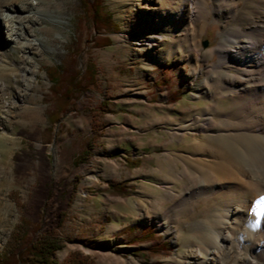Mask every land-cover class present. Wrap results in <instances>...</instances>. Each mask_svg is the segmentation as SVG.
<instances>
[{
  "label": "rangeland",
  "instance_id": "obj_1",
  "mask_svg": "<svg viewBox=\"0 0 264 264\" xmlns=\"http://www.w3.org/2000/svg\"><path fill=\"white\" fill-rule=\"evenodd\" d=\"M144 1L149 0H102L108 21L96 29L78 0H0V12L10 5L16 8V28L22 21V30L28 29L26 38L34 45L28 50L25 42L17 40L14 50H7L11 42L1 30L5 21L0 19V72L7 82L0 86V162L5 163L0 171L2 259L16 253L20 237L32 236L37 223L39 232L51 231L62 242L53 255L60 264H186L187 251L198 241L191 235L216 212L218 205L213 203L223 189L208 199L197 198L192 218L178 213L177 205L188 190L214 184L198 183V176L174 156L192 151L189 131L183 136L184 129L178 127L184 119L214 115L220 122L221 113L232 110L226 107L228 99L223 111L213 109L216 93L227 94L231 87L211 80L203 85L200 78H211L214 65L221 62L217 53L208 55L207 50L225 44L226 32L239 21L224 26L225 18L212 12L218 4L238 0H197L188 25L183 16L172 25L151 19L144 30L139 28L145 37L173 35L161 44L136 37L139 29L134 18L146 19ZM30 2H37L39 13L27 21L21 17L28 13L16 4L30 9ZM242 7L239 11L257 17ZM46 15L57 16L61 22L50 21ZM245 22L249 19L240 23ZM33 36H41L44 44ZM97 37L109 40L95 44ZM172 43L181 48L164 55ZM70 58L80 74L86 63L93 65V73L54 119L50 112L56 104L48 70ZM22 65L27 72L20 71ZM24 77L28 80L23 81ZM263 79L264 67L258 70L256 84ZM233 123L240 121L234 118ZM192 128L194 138L203 136L200 120ZM210 128L217 126L213 123ZM161 215L167 217V230L160 225ZM145 227L166 241L164 249L149 250L150 241L128 244V235L139 234Z\"/></svg>",
  "mask_w": 264,
  "mask_h": 264
},
{
  "label": "bare ground",
  "instance_id": "obj_2",
  "mask_svg": "<svg viewBox=\"0 0 264 264\" xmlns=\"http://www.w3.org/2000/svg\"><path fill=\"white\" fill-rule=\"evenodd\" d=\"M196 2L197 0H180L178 3L174 0L141 2L143 3L141 7L147 9L146 16L144 15L146 19L135 17L134 24L137 30L139 28L144 30L151 19L155 23L163 21L167 25H172L175 20L179 21L185 16L187 19L185 23L188 25L191 11L194 9L193 4ZM230 3L232 4L225 2L218 4L212 14L217 18H225L222 21L224 26L235 19L239 21L226 32L225 44L219 43L217 47L207 50L208 55L217 53L221 62L214 65L215 69L211 78L207 75L201 77L200 81L203 85L211 80L215 85L221 82L230 86L231 89L227 94L216 93L217 95L213 98L216 101L213 109L224 110L225 108L222 107L226 105L224 99H228L226 107L232 110L221 113L223 118L220 122L214 120V115H205V117L186 118L183 120L185 123L182 121L183 125L177 123L178 127L184 129L183 136L186 131H189L187 133L191 138L192 151L187 156L181 157L178 154L174 158L186 164V168L198 176L197 180L201 185L214 184L194 192L188 190L190 193L177 205L178 213L185 218H192L191 209L201 199L199 197L205 196L208 199L207 196L213 194L215 190L223 189L220 190L223 192L216 196V203H213L218 205L216 212L211 213L207 223L200 224L202 227L200 231L191 235L198 241L187 251L186 264H259L264 261V201L257 204V201L264 197V79L260 84H256L258 70L264 67V0H238ZM16 5L19 6L17 7L19 10L28 13L21 17H27V21L34 20L35 17L31 16L39 13L36 11L37 2L34 4L30 2L28 5L30 9H24V6L20 4ZM242 5L244 10L257 17H249L244 11H239L238 7ZM15 9L10 5L0 12V19L5 21L1 30L5 32L7 42H11L6 49L14 50L18 41L20 44L25 42L24 48L32 49L33 42H28L26 33L29 32L28 29L22 30L24 27L21 25L22 21L18 22L19 27L16 28L17 22L14 18L18 17V12H15ZM205 13L209 12L205 10ZM205 13L201 12L200 17L204 19ZM172 15H174L173 18ZM45 17L50 21L61 22L57 16L46 15ZM245 18L249 19V22H245L242 26L240 22ZM127 26L128 23L125 22L126 29ZM140 29L136 34L137 39L147 41L148 44L153 41L161 44L165 39H173L172 34L161 33H157V37H148V35L145 37ZM189 29L190 27L186 28V32ZM186 36L189 37L188 32ZM32 38L41 46L44 44L45 40L41 36ZM175 43H172L164 55L170 56L178 50L179 44L175 45ZM19 68L22 73L28 71L24 65ZM220 69H232V71L224 72ZM5 76V73L0 72V86L7 84ZM24 80L27 81L28 78L24 77ZM16 81L17 85L20 84V79H15ZM193 96L199 97L198 94ZM202 112L204 114L206 109H202ZM231 114L235 116L228 119L227 116ZM234 118L240 123L234 124ZM198 120L202 122L203 136L194 138L192 127ZM212 122L217 126L216 129L210 128L213 125ZM0 163L1 171L5 163L4 161ZM182 174L183 172H180V177ZM220 181H223L222 184L216 186ZM198 183L195 182L192 186L195 187ZM192 199L197 200L192 202ZM251 205H254V216L249 224L247 216L249 210H252ZM161 216L160 225L167 230V217ZM197 227H200L199 224Z\"/></svg>",
  "mask_w": 264,
  "mask_h": 264
},
{
  "label": "trees",
  "instance_id": "obj_3",
  "mask_svg": "<svg viewBox=\"0 0 264 264\" xmlns=\"http://www.w3.org/2000/svg\"><path fill=\"white\" fill-rule=\"evenodd\" d=\"M80 9L84 16L89 19L94 28L98 29L106 24L108 16L102 10V0H78ZM108 37H97L95 44L108 42ZM93 65L86 63L84 72L74 65L70 58L62 65H54L49 68V79L51 82V93L55 97L56 108L50 114L56 119L60 110L66 109L74 92L83 84V81L93 73ZM84 79V80H83ZM33 235L24 234L20 237V246L15 254L8 258L0 257V264H60L54 259V252L62 247L60 239L51 231L39 232L40 226L36 223L33 227ZM131 231V228H129ZM132 232V231H131ZM128 244L145 241L152 242L149 250H161L166 246V241H160V237L148 227L142 228L139 234L130 233L127 238ZM61 264H71L64 262Z\"/></svg>",
  "mask_w": 264,
  "mask_h": 264
},
{
  "label": "snow or ice",
  "instance_id": "obj_4",
  "mask_svg": "<svg viewBox=\"0 0 264 264\" xmlns=\"http://www.w3.org/2000/svg\"><path fill=\"white\" fill-rule=\"evenodd\" d=\"M261 201H264V197H261L260 201H257V204H259Z\"/></svg>",
  "mask_w": 264,
  "mask_h": 264
},
{
  "label": "water",
  "instance_id": "obj_5",
  "mask_svg": "<svg viewBox=\"0 0 264 264\" xmlns=\"http://www.w3.org/2000/svg\"><path fill=\"white\" fill-rule=\"evenodd\" d=\"M204 44H206V41H204Z\"/></svg>",
  "mask_w": 264,
  "mask_h": 264
}]
</instances>
